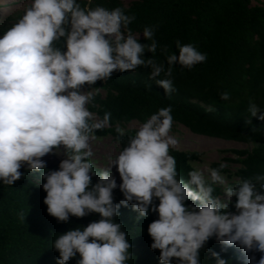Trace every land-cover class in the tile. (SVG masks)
Returning a JSON list of instances; mask_svg holds the SVG:
<instances>
[{
  "label": "clouds",
  "instance_id": "9594fccd",
  "mask_svg": "<svg viewBox=\"0 0 264 264\" xmlns=\"http://www.w3.org/2000/svg\"><path fill=\"white\" fill-rule=\"evenodd\" d=\"M134 20L120 6L30 0L19 20L0 34V184L12 186L27 172H40L51 216L67 222L70 215H99L86 226L57 235L52 246L59 252L56 264L77 254V264H127L132 245L116 218L121 206L129 204L137 220L157 214L147 231L150 247L159 250V264H201V249L213 237L225 247L261 253L259 260L250 255L249 264H264V173L228 183L222 174L227 165L221 163L218 168L193 167L187 179L181 177L170 154L178 143L171 134V105L140 123L121 150L94 170L90 142L109 126L111 116L97 118L88 107L99 91L96 81H107L116 71L147 67L149 78L171 95L176 91L173 67L191 69L207 59L195 45L179 40L177 51L162 49L164 62L146 58V50L157 51L154 29L144 27L141 35L150 43H141V35L129 28ZM220 97L228 100L229 94ZM248 111L264 120L256 103L250 101ZM116 131L120 137L127 134L119 126ZM51 153L64 158L57 170L45 171L41 157ZM96 175L99 179L93 182ZM217 186L221 194H215ZM117 187L123 198L115 202ZM212 256L214 264H226L218 253Z\"/></svg>",
  "mask_w": 264,
  "mask_h": 264
},
{
  "label": "trees",
  "instance_id": "16d2710c",
  "mask_svg": "<svg viewBox=\"0 0 264 264\" xmlns=\"http://www.w3.org/2000/svg\"><path fill=\"white\" fill-rule=\"evenodd\" d=\"M21 2L24 1L9 0L2 4L1 14ZM79 2L82 6L124 8L127 14L135 16L129 25L134 35H141L144 27L151 26L158 47L155 54L146 50V58L164 62L162 49L167 53L177 51V40L181 44L191 43L207 54L206 61L191 69L178 64L173 67L176 91L171 95H166L163 87L149 78L150 69L147 67H139L133 72L116 71L111 79L96 81L94 86L99 91L88 107L97 118H102L105 113L111 116L109 126L98 130L95 136L110 135L122 148L127 135L134 134L137 128L131 124H140L159 108L171 105L172 131L184 126L194 135L219 139L231 145L243 144L221 149L236 157L226 159L227 167L222 172L230 171L228 164L236 163L233 173L238 179L264 173V120L251 117L248 111L250 101L264 111V0H134L129 4L123 0ZM29 3L26 1L25 7ZM21 10L16 8L11 16L5 17L0 34L19 20L24 11ZM139 42L150 43L142 35ZM222 92L229 94L228 100L221 99ZM208 106H212L214 111H207ZM118 126L126 130L124 137L117 133ZM170 154L175 157L177 170L184 179L193 168L192 162L202 156L198 149L175 148ZM220 164L214 163L212 167L218 168ZM47 170H50L48 166ZM20 171L25 172V168L21 167ZM35 177L43 180L40 172H27L12 186L0 184V264H56L59 252L52 246L57 235L99 219L98 214L90 213L85 217L70 215L67 222L58 221L47 212L43 183ZM96 181L93 178V182ZM221 193L222 189L217 186L215 194ZM113 196L115 202L123 198L118 187L113 190ZM187 203L199 204V201L189 200ZM119 212L116 219L127 231L132 245V256L127 264H159V250L150 247L152 239L147 231L148 225L157 219V214L150 212L146 218L137 220V213L130 204L121 206ZM212 252L218 253L226 264H249L250 255H255L257 260L262 255L259 252L245 253L238 245L225 247L213 237L205 249H201V264H214L216 258ZM79 259L77 254L66 264H77Z\"/></svg>",
  "mask_w": 264,
  "mask_h": 264
},
{
  "label": "rangeland",
  "instance_id": "374dc122",
  "mask_svg": "<svg viewBox=\"0 0 264 264\" xmlns=\"http://www.w3.org/2000/svg\"><path fill=\"white\" fill-rule=\"evenodd\" d=\"M9 0H0V14L2 12V4L7 3ZM24 2H21L19 6H13L10 8V10L4 11L0 15V27L1 24L5 21L6 16H11L14 13V10L16 8L22 9L23 11L26 7L24 4L26 1L30 0H23ZM126 4L131 3L134 0H123ZM12 23V22H10ZM140 35V34H135ZM131 126L139 127L138 123H133ZM172 135L175 136L178 143L176 148L180 149H188V150H196L198 149L200 152H202L201 159L195 162H192L193 167H204L209 166L212 167V164L214 163H224L226 164L228 162V158L234 159L236 158L231 153L222 152V148L226 147H235V146H243L227 143L225 141L219 140V139H209L203 136L194 135L189 129H187L184 126H178L175 130L171 132ZM93 156L91 157V162L94 165V170L99 171L101 170L108 162L109 157H114L120 150L121 146L120 144L110 135L104 136V137H97L95 136V139H93L90 142ZM247 146V145H244ZM63 155H57L55 153H52L50 157L43 156L41 159L46 161V165L50 168V170H57L59 168L60 162L63 159ZM227 165V164H226ZM231 167L230 171L222 172V174L225 176L228 183H233L234 181L238 180V177L234 175L233 170L234 167L237 166L236 163L228 164ZM113 174L116 177L117 183L119 184L121 182L119 173L116 171L115 166H113ZM95 179H99V176H93ZM36 180H38L40 183H44V180H42L39 177H35ZM220 187V186H219ZM221 188V187H220ZM222 189V188H221ZM233 200H235V197H233ZM230 210L235 211L234 207L230 205ZM247 257V256H246ZM248 258V257H247Z\"/></svg>",
  "mask_w": 264,
  "mask_h": 264
},
{
  "label": "bare ground",
  "instance_id": "6f19581e",
  "mask_svg": "<svg viewBox=\"0 0 264 264\" xmlns=\"http://www.w3.org/2000/svg\"><path fill=\"white\" fill-rule=\"evenodd\" d=\"M51 155H52V153L51 154H45L46 157H50Z\"/></svg>",
  "mask_w": 264,
  "mask_h": 264
}]
</instances>
